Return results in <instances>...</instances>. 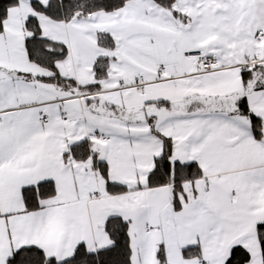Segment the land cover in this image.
Segmentation results:
<instances>
[{"label": "snow or ice", "instance_id": "1", "mask_svg": "<svg viewBox=\"0 0 264 264\" xmlns=\"http://www.w3.org/2000/svg\"><path fill=\"white\" fill-rule=\"evenodd\" d=\"M0 264H264V0H0Z\"/></svg>", "mask_w": 264, "mask_h": 264}]
</instances>
